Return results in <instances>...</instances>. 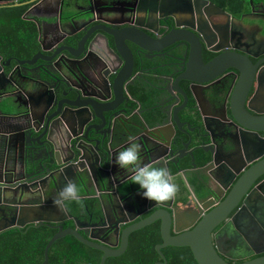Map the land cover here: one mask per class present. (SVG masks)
<instances>
[{
    "label": "water",
    "instance_id": "1",
    "mask_svg": "<svg viewBox=\"0 0 264 264\" xmlns=\"http://www.w3.org/2000/svg\"><path fill=\"white\" fill-rule=\"evenodd\" d=\"M190 1L192 10L196 6L201 15L211 14L210 9L224 12L210 0ZM190 28L196 30L197 33L180 28L172 30L161 39H153L147 34L136 33L133 36H127L125 41L129 40L145 50L162 49L176 42L189 44L192 49L187 69L182 74V78L199 84L208 83L231 68L240 72L238 81L229 87V95L225 102L229 109L227 119L231 121V125L236 130L241 132L238 141L235 142L231 137L220 136L222 119L216 116L212 117L209 122L204 112H202L203 119L199 132L196 135L184 132L178 125L181 119L177 110L173 111L172 117L167 116L164 119L162 125L158 126L160 127L158 130L151 131L148 135L141 137V151H144L145 155L149 157V161L157 157L170 158V160L164 158L167 161L166 166L175 178L180 177L189 188L192 200L196 205L195 209L179 211L175 208L176 206L169 205L168 201H153L156 210L152 215L121 230L119 224L126 221V212L123 207L128 209L130 206L132 209V202L142 204L144 200L138 194L137 185H133L131 181L119 178L117 175L116 177L110 176L111 162H115L116 153L127 145L122 146L119 150L114 148V152L113 148L105 149L98 145L93 149L91 144H86L89 143L87 135H83V129L91 119L87 114L91 113L92 116L95 115L99 119L107 118L104 114L113 111L112 108L102 110L103 116H101L99 107L92 103H78L76 99L69 98L68 95L57 96L55 91L50 89L52 88L51 81L64 82L67 79L66 72L57 68L51 71L50 69L44 70V73L41 71L36 73L35 68L30 67L28 69L29 80L25 86L14 87L15 92L22 93L25 99L20 100L22 103L17 109L10 112L4 108L2 104L7 101V98H17L18 95L15 92L6 93V86L2 85L3 83L0 84V214H2L0 216V234L12 227L47 224L57 229V232L45 247V258L42 264H49L51 247L58 239L68 235H73L80 242L101 250L104 253L101 264H106L109 257L120 256L126 251L130 235L133 232L159 220L163 243L157 246V250L164 259L166 257L162 252L163 247L189 246L199 264H264L263 250L235 257V259H243L255 254L259 255L242 262L226 260L223 257V254L226 255L223 246L234 247L238 251H242L244 248L237 246L239 234H236L233 239L229 237L233 233L231 232L233 227H228V222L222 225L236 207H239V210L235 216L250 204L255 205V212L259 209L264 211V135H262L264 132V107H258L264 105V74L262 76L259 74V63H253L248 55L236 52L231 48H225L218 57L209 63H204L203 40L207 47H211L210 50H214V48L210 44L209 37L202 32L201 28L196 29L193 26ZM82 41L84 42V51L87 40L83 38ZM125 41H123L124 45H127ZM98 42L99 38H88L89 50L95 51ZM115 42L119 50L118 40ZM229 46L230 44L225 47ZM65 49L70 50L68 52L71 56H77L73 53V50H77V48L66 47ZM39 57H41V51L32 60L18 59L17 61L19 64L33 65ZM11 60L9 59L5 63L4 56L0 54V75L5 74L4 66H10ZM67 60L70 61V56L67 57ZM67 70L72 73V68L67 67ZM112 71H119V69ZM122 71L123 68L120 69V73ZM84 72L86 73V71ZM84 72L80 70L79 74L77 71L79 76L87 77L99 92L106 94L110 90L115 99L124 94L126 79H122V82L118 84L120 89L116 83L118 78L105 89L102 82L98 81L100 79L90 78ZM260 72L264 73V68ZM255 84L254 95L249 98ZM41 86L47 87L50 93H45V90L40 88ZM74 91L77 93V99H82L83 87H75ZM84 96L89 97L86 94ZM114 115L111 114V117ZM88 130L90 129L87 128ZM126 135L131 137L134 133L130 129H126ZM64 141L72 144L68 148L73 154L72 157L67 156L69 152L65 151L62 146ZM237 148H239L238 164H235L234 160L232 161L230 155L219 156L218 154L221 149L233 151ZM198 150L209 157L205 164H201V160L197 157L195 152ZM37 153L42 154L38 159L35 158ZM16 156L22 159L21 165L16 161ZM41 158L42 161H40ZM75 158L79 160L77 164L74 162ZM78 167L84 169L87 176H84ZM42 168L50 173L45 176L43 184L40 181H34L38 171ZM72 168L77 182L85 189L86 186L95 183L97 192L106 195V200L100 203L102 208L99 209L101 215L99 222L104 221L106 216L110 221H114L108 212L115 213L114 223L116 226L114 227H116V234L121 241L118 247H110L106 241H101V238L99 241H95L86 237L82 232L87 231L92 223H83L69 211L67 205L65 208H58L53 200L44 202L40 198H33L43 190L50 192L55 189L59 177L63 176V179L68 177ZM125 173V170L121 169V174ZM189 174H194L208 190L213 188L212 182L215 184L219 182L224 186L219 180L220 175L231 181L226 187L224 186L225 189L232 187L218 205L206 211L199 204L205 200V192L201 195L197 191L196 186L189 181ZM44 182L48 183L44 184ZM41 186L43 190L39 189ZM203 190L205 191V188ZM179 192L182 196V192ZM69 218L75 220L74 225L64 227L63 221ZM135 218H131V220ZM218 227L220 228L215 231ZM172 230L175 234L172 233ZM227 237L231 240L228 245L225 244Z\"/></svg>",
    "mask_w": 264,
    "mask_h": 264
},
{
    "label": "flooded vegetation",
    "instance_id": "2",
    "mask_svg": "<svg viewBox=\"0 0 264 264\" xmlns=\"http://www.w3.org/2000/svg\"><path fill=\"white\" fill-rule=\"evenodd\" d=\"M210 1L224 12L210 9L211 14L201 15L196 6L192 10L190 0H19L22 7H27L22 15L25 24L21 20H2L1 16L4 15L5 10L9 9L10 11L11 9L18 12L22 7L13 6L16 0H0V41L4 39L3 44H6L4 48H1L0 54L4 56L5 63L12 59L10 66H4L5 74L0 75V84L3 83L2 85L7 88L6 93L11 94L15 92V86H25L29 80L28 69L30 67L35 68L36 73L39 71L44 73V70L48 69L50 71L57 68L63 69L67 79L64 82L51 81L50 85L52 87L50 89L54 90L57 96L68 95L69 98L76 99L78 103H92L99 107V113L105 109L112 108L113 110L104 111V116L107 118L102 117V119L95 115L92 116L91 113L87 114L91 119L83 129V135H87L89 143L86 144H91L93 149L98 145L105 149L116 148L119 150L123 142L130 141V139H134L141 146V137L148 135L151 131L158 130L160 128L158 126L162 125L167 116L172 117L171 114L175 110L179 111L181 122L178 125L184 132L196 135L202 125V112H204L209 122L212 117H220L222 120L219 135L224 138H234L236 142L239 140L238 136L241 135V132L236 130L231 125V121L227 119L229 109L225 102L229 95V87L240 77L238 70L228 69L210 82L199 84L182 78V74L187 69L192 49L189 44L176 42L162 49L145 50L129 40L125 41L127 36H133L136 33H144L153 39H161L175 29L186 28L196 32L190 27L201 28L202 32L209 37L210 44L214 48V50H210L211 47H207L203 40L204 63H209L218 57L225 48H231L236 52L248 55L253 63H259V74L262 76L264 73L260 71L264 68V0H248L245 6H239L238 3L237 6L234 3L223 6L218 3V0ZM33 34H37L38 46L30 55L22 47L17 53L13 49L12 51L9 49V40L20 42L18 38H28ZM83 38L87 40L84 51ZM88 38H99L95 51L89 50ZM115 40L119 42V50ZM123 41L127 45H124ZM228 44L230 46L225 47ZM66 47L77 48V50H73L77 56H71L68 52L70 50H66ZM40 51L41 57L33 65L19 64L17 61L18 59L32 60ZM68 56H70V61H66ZM67 67L72 68V73L67 70ZM121 68H123L122 73H120ZM117 69L119 71H115ZM80 70L86 71L85 75L90 78L100 79L98 81L102 82L105 89L117 78V87L122 79H126L124 94L115 99L110 90H106V94L99 92L87 77L78 75L77 71L80 74ZM75 87H83L82 99H77ZM255 87L256 84L249 98L254 95ZM40 88L45 90V93H50L47 87L41 86ZM118 89L120 88L118 87ZM146 91L155 92V95L151 98L143 97ZM6 93L5 95H7ZM51 94L53 95V92ZM84 94L89 97H85ZM16 95H18L17 98L9 97L7 100L12 98L21 104L20 100H25L22 93L18 92ZM258 107H264V105ZM111 114L115 115L111 117ZM101 116H103L102 113ZM87 128L90 130L87 131ZM126 129H130L134 135L127 136ZM84 141H86L85 138ZM70 145L72 144L68 141H64L62 145L65 151L69 152L67 153L68 157L73 156L68 149ZM238 149L233 151L221 149L218 154L219 156L230 155L232 161L234 160L233 162L238 164ZM141 153L142 163L149 162V157L145 155L144 151ZM195 153L201 160L200 155L204 153L201 150ZM39 156L41 157L42 154L37 153L35 158L38 159ZM74 160L76 164L79 161L77 158ZM16 161L19 165L22 164V159L17 156ZM110 167L112 169L110 176L116 177L117 175L119 178L130 181L132 175L130 170H125L126 173L121 174V168L115 162H111ZM171 167L173 168L172 163ZM78 170L87 176L84 169L78 167ZM49 174L42 168L38 171L34 181H40L43 184L45 176ZM219 178L225 187L231 182L230 179L224 178L222 175ZM67 179L76 182L80 189L79 205L72 208V205L68 203L67 208L83 223H92V226L82 233L95 241H99L101 238V241H106L110 247H118L121 241L116 234V227H114L116 226L114 223L115 213L108 212L114 221H110L106 216L104 221L99 222V218H101L99 209L102 208L100 203L106 200V195L97 192L95 183L86 186L85 189L77 182L73 168L68 177L64 179L63 176L59 177L55 189L45 192L41 186L39 189L43 191L33 198H40L44 202L45 200H54ZM175 180L182 196L179 192L174 201H168L169 205L176 206L175 208L179 211L195 209L196 205L192 200L189 188L180 177H176ZM189 181L196 186L201 195L205 192V200L199 204L206 211L218 205L232 187L225 189L219 182L216 184L212 182L213 188L208 190L194 174H189ZM47 183L44 182V184ZM81 189L84 192H81ZM132 203V209L130 206L128 209L123 207L126 212V221L119 224L121 230L134 222L148 218L156 210L153 201L144 199L142 204ZM251 205L235 216L239 210V207H236L222 224L228 222V227H233L231 231L233 233L229 237L233 239L236 234H239L237 246L244 248L242 251H238L234 247L223 246L227 255L223 254V257L229 262H242L259 256L255 254L251 257L235 259V257L246 256L253 251L263 250L264 252V211L259 209L255 212V205ZM133 208L135 209L133 210ZM131 218L135 219L131 220ZM74 223L75 220L70 218L63 221L64 227L72 226ZM154 223L160 224V221ZM172 233L175 234L174 230ZM131 235L128 248L120 256H125L129 251ZM229 237L226 239V245L231 243ZM162 243L161 236L160 241L155 243V250L159 258L154 260V264H169L166 255V259H164L157 250V246ZM167 247L162 248L163 253ZM181 247L190 248L189 246Z\"/></svg>",
    "mask_w": 264,
    "mask_h": 264
},
{
    "label": "trees",
    "instance_id": "3",
    "mask_svg": "<svg viewBox=\"0 0 264 264\" xmlns=\"http://www.w3.org/2000/svg\"><path fill=\"white\" fill-rule=\"evenodd\" d=\"M219 4L229 6H245L248 0H218ZM27 7L18 12L5 10L2 20H21ZM26 24V23H25ZM4 40V39H3ZM0 41V50L4 45ZM9 40V49L17 53L20 47L26 49L30 55L38 46L37 34L28 38ZM155 95V92H144L143 97ZM158 119V118H157ZM201 164H205L209 157L201 154ZM72 208L79 202H70ZM77 209V208H76ZM57 229L50 225H29L27 227H12L0 234V264H42L45 258V247ZM160 224L154 223L131 235L129 251L125 256L109 257L106 264H154L159 258L155 250V243L160 241ZM169 264H199L190 248L169 246L164 249ZM103 253L80 242L75 236L68 235L58 239L49 251V264H100Z\"/></svg>",
    "mask_w": 264,
    "mask_h": 264
},
{
    "label": "clouds",
    "instance_id": "4",
    "mask_svg": "<svg viewBox=\"0 0 264 264\" xmlns=\"http://www.w3.org/2000/svg\"><path fill=\"white\" fill-rule=\"evenodd\" d=\"M13 6L22 7L23 5L16 0ZM115 163L119 168L131 171V183L138 186V194L146 200L174 201L180 191L175 177L166 166L167 161L157 157L152 161L142 163L141 146L134 139H130L127 146L116 153ZM79 200L80 189L77 183L72 179H67L53 203L58 208H65L68 203Z\"/></svg>",
    "mask_w": 264,
    "mask_h": 264
},
{
    "label": "crops",
    "instance_id": "5",
    "mask_svg": "<svg viewBox=\"0 0 264 264\" xmlns=\"http://www.w3.org/2000/svg\"><path fill=\"white\" fill-rule=\"evenodd\" d=\"M2 105L4 106V108H7L11 112L13 109H17L20 104H18L17 102L14 101V99L11 98V99H8L6 102H3ZM128 143H129V140L128 141H124L122 146L127 145ZM112 151L114 152L115 149L113 148ZM81 192H84V190L81 189Z\"/></svg>",
    "mask_w": 264,
    "mask_h": 264
}]
</instances>
